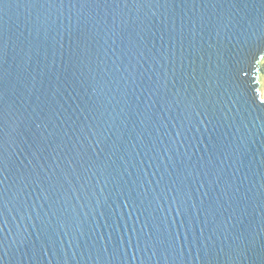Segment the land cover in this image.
Returning <instances> with one entry per match:
<instances>
[{
	"label": "water",
	"instance_id": "water-1",
	"mask_svg": "<svg viewBox=\"0 0 264 264\" xmlns=\"http://www.w3.org/2000/svg\"><path fill=\"white\" fill-rule=\"evenodd\" d=\"M257 51L264 0H0V264H264Z\"/></svg>",
	"mask_w": 264,
	"mask_h": 264
},
{
	"label": "snow or ice",
	"instance_id": "snow-or-ice-1",
	"mask_svg": "<svg viewBox=\"0 0 264 264\" xmlns=\"http://www.w3.org/2000/svg\"><path fill=\"white\" fill-rule=\"evenodd\" d=\"M260 55V52L257 51L256 53H253L251 60L248 61L247 67H241L238 69L239 73H243L244 75L238 76V80L240 83V87L246 92L251 93V100L258 108H264V99H259L256 91L257 84L256 82L248 77V72H250L253 68V61L256 60L257 56ZM259 71V69H256Z\"/></svg>",
	"mask_w": 264,
	"mask_h": 264
}]
</instances>
